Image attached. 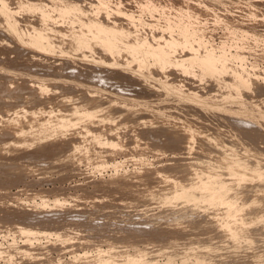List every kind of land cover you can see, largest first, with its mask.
Listing matches in <instances>:
<instances>
[{"label": "rangeland", "instance_id": "obj_1", "mask_svg": "<svg viewBox=\"0 0 264 264\" xmlns=\"http://www.w3.org/2000/svg\"><path fill=\"white\" fill-rule=\"evenodd\" d=\"M30 1L57 8L42 21L0 0V264H264V0ZM65 1L83 19L57 18ZM97 20L124 24L144 65L78 45ZM40 22L57 29L42 52ZM183 34L228 72L182 70L192 46L169 66L146 54ZM84 106L96 111L78 120Z\"/></svg>", "mask_w": 264, "mask_h": 264}, {"label": "bare ground", "instance_id": "obj_2", "mask_svg": "<svg viewBox=\"0 0 264 264\" xmlns=\"http://www.w3.org/2000/svg\"><path fill=\"white\" fill-rule=\"evenodd\" d=\"M54 1V0H53ZM64 1V0H63ZM57 2V1H56ZM59 2V1H58ZM60 2H62V1H60ZM42 3V2H41ZM41 3H39V2H31L30 0H21V2H20V8L22 9V8H26V9H29L30 11H33V10H42L41 8H43V4L41 5ZM52 4V3H51ZM53 4H54V2H53ZM55 5V4H54ZM51 6V5H50ZM49 6V7H50ZM56 8H57V3H56ZM62 7L61 8H59V11H58V9H57V14H56V17L57 18H60V19H62V18H64L65 16H67V17H71V15H73V18L74 17H77L78 19H73L75 22H76V20H81V19H83L82 17H83V15L84 14H86V10L85 9H83L81 6H80V4H78L77 2H67V1H65V3H62V5H61ZM93 6V5H92ZM59 7V6H58ZM45 8V7H44ZM43 8V9H44ZM56 8L54 7L53 8V5L51 6V8H47L46 7V9H44V10H42V12H41V14H42V21H49V18H52V15H54V12L56 11ZM54 17V16H53ZM56 18V19H57ZM41 20H39V21H41ZM51 20V19H50ZM53 20V19H52ZM55 20V19H54ZM53 20V21H54ZM41 23V22H40ZM39 23V24H40ZM44 23V22H43ZM43 23H41V24H43ZM51 23H53L52 21H51ZM74 23V22H73ZM55 24V23H54ZM88 24H90V23H88ZM118 24H119V22L117 21V20H114V21H108V22H105L104 23V21H102V20H97V21H94L93 22V24H91V26L92 27H89V30H88V32H86V33H83V35L82 36H80L81 38H79V40L77 41L78 42V45H80V46H83V47H90V45L93 43V42H97V43H99L100 45H102L103 46V50L106 52V53H108V54H111V53H114V51H116V50H121V52H124L123 51V49H125V52H127V53H130L132 56H134L133 58L135 59L136 57H137V54L136 53H139L138 52V47H139V45H137V44H134V43H129L128 41V43L126 42V41H124L125 39L124 38H127V37H125V34L127 35V33H129L130 32V30H127V27L125 28V30H127V31H129V32H127V31H125L124 30V28H122L123 26H124V24H123V26L122 27H118ZM134 24V23H133ZM44 27H42V25H40V26H38L39 28H36V31H35V34L33 35V36H30V42L31 43H33L36 47H37V49L39 48L40 50H41V52H42V50L44 51V50H46L47 49V47L49 46V45H51V43H52V39H53V36H54V34H56V25H55V27H53L52 26V24H49L48 22L47 23H44ZM122 24H120V26H121ZM126 26H128V25H126ZM134 26V25H133ZM37 27V26H36ZM125 27V26H124ZM131 27H130V25H129V29H130ZM121 29V30H120ZM133 29H134V27H133ZM185 30V29H184ZM131 31H133V30H131ZM33 32V31H32ZM55 32V33H54ZM54 33V34H53ZM132 34V33H131ZM128 35H130V34H128ZM129 37V36H128ZM178 38V37H177ZM176 38V39H177ZM175 39V37H173V38H168L167 40H165L164 42H161V43H158V44H156L155 46H153L154 48H152V49H149L148 51H147V53L146 52H143V53H146V54H149L150 56L152 55L153 56V58L155 59V60H157V62L158 61H160V62H163L164 64H166L167 63V65L171 62L170 61V59H171V57L174 55V52L176 51V49L178 48V46H183V48H186V47H188V46H192V47H194L192 50V55H190L189 54V57H186L185 59H183V60H179V61H177V66H181L182 67V70H185V71H187V70H191L194 66H198L199 68H200V70H201V72L202 73H214V72H220V71H222V70H224V71H226L225 69H227V71L226 72H228V70L230 69V66L231 65H229L228 64V66L229 67H227V63H229V62H227V61H225V62H221L220 60V58H219V55H217L216 53V55L217 56H215V54H211V52L210 53H205L206 55H204L203 57H199V55L200 54H197V50L195 51V49H200V48H198V47H195L194 45H192L193 43V41H191V38L189 37V36H186L185 34H183V36H182V38L180 39V40H176ZM127 40V39H126ZM192 40H194V39H192ZM126 42V43H125ZM196 42V41H195ZM194 42V43H195ZM141 44L140 45H144V44H147L148 43V41L145 39V40H142L141 42H140ZM195 44H197V43H195ZM199 46V45H198ZM191 47H189V49H190ZM40 51H38V53H39ZM194 52V53H193ZM199 52V51H198ZM125 54V53H124ZM145 54V55H146ZM144 55V54H143ZM125 56V55H124ZM140 56H141V54H140ZM144 57V56H143ZM146 57V56H145ZM145 57H144V59H145ZM138 58V59H137ZM135 60L137 61V62H140V63H142L143 61H144V59L143 58H139V56L137 57ZM178 60V59H177ZM223 60H225L224 58H223ZM173 62V61H172ZM227 62V63H226ZM163 63H161V65L163 64ZM143 64V63H142ZM140 65V66H143V65ZM171 64V63H170ZM169 66V65H168ZM163 67H166V65H164ZM194 70V69H193ZM232 70V69H231ZM185 71H183L182 73H184ZM223 71V72H224ZM236 72V75H234L233 73H235ZM22 73V72H21ZM21 73H19V74H21ZM25 73V72H24ZM23 73V74H24ZM221 73V72H220ZM240 73V71L238 70V72H237V69H236V71H233L232 72V74L234 75V78H235V84H234V90H236L235 91V93H237V91H240V89H241V91L240 92H238V93H242V89H246V87L247 86H249L248 84V79H247V77L246 76H243L241 73ZM23 74H22V76H23ZM27 75L29 74V73H26ZM33 74V73H32ZM45 74V73H44ZM30 75V74H29ZM97 75V74H96ZM204 75V74H203ZM25 77H26V75H24ZM32 77H34V78H38V76H36V75H31ZM24 77V79H26ZM29 78H32V77H30V76H28ZM43 78V76H40L39 78ZM44 77H46V76H44ZM29 78H27V79H29ZM34 78H33V80L32 79H30L29 81H33V82H36V83H38V82H40L39 80L40 79H37L38 80V82H37V80H34ZM41 78V79H42ZM46 79H48L47 77H46ZM50 80H51V78H49ZM48 79V80H49ZM232 79V78H231ZM250 79V78H249ZM43 81V80H42ZM46 81V80H45ZM48 82V81H47ZM251 82V81H250ZM35 83V84H36ZM228 83V82H227ZM39 84H41V86L43 85V86H46V87H48L47 86V84L48 83H39ZM228 85H229V83H228ZM227 85V86H228ZM232 85V84H231ZM40 86V87H41ZM245 87V88H244ZM41 88H45V87H41ZM232 93H234V91H232ZM244 93V92H243ZM239 95V94H238ZM140 97V96H139ZM124 99V98H123ZM143 99V98H142ZM6 107H7V105H6ZM3 109H4V107H3ZM96 111V109L94 108V107H90V106H84L81 110H80V113L82 114V115H84V116H81V117H79L78 118V120H82V121H85L86 120V118L87 117H90V116H92V114L94 113ZM67 119H69V120H72L73 118H66V117H63L62 118V122L63 121H66ZM73 120H75V119H73ZM87 128V127H86ZM86 131H88V132H90L91 130L90 129H86ZM104 135V134H103ZM119 135V134H118ZM106 136V135H105ZM94 138V140L96 141V143L98 144V143H100L98 146H97V144L96 143H92V145H94V147H95V144H96V147H98V149L100 150L102 147H100L99 148V146L102 144H109L110 146L112 145H116V138L115 137H103V136H100V135H96L95 137H93ZM118 138V137H117ZM117 140H119V139H117ZM94 141V142H95ZM119 142V141H118ZM118 142H117V145H118ZM139 143V142H138ZM143 143V142H142ZM90 145V144H89ZM101 145V146H102ZM104 145H103V147H104ZM138 145H137V142H136V145H134V147L136 148ZM165 146V145H164ZM94 147L92 146V148H93V151H95L94 150ZM95 147V148H96ZM139 147H144V146H141V144H140V146H138L137 148H139ZM115 148H116V146H115ZM134 148V149H135ZM142 148H141V150H142ZM147 148V147H146ZM97 149V148H96ZM110 149V148H109ZM130 149H132V147L130 148ZM97 153V152H96ZM260 174H262V173H260ZM213 185H216V187L214 186H212L211 184H210V182H206L205 183V185H204V188H206L207 190L208 189H212V190H210L211 191V198L213 199V202L214 203H218V202H220V200H222L223 198H224V194L222 193V190H221V185H217V184H213ZM183 186V185H182ZM181 188V187H180ZM179 188V191H176L175 192V194H177V195H181V194H183L185 191H186V189L187 188H185V187H182L181 189ZM176 190V189H175ZM174 190V191H175ZM191 192V191H190ZM174 193V192H173ZM188 193H189V191H188ZM193 195L194 196V194L191 192V193H189V196L190 195ZM189 196H188V198H189ZM191 197V196H190ZM46 201V200H45ZM29 220H30V218H29ZM236 220H237V217L236 216H233V221H235L236 222ZM232 221V222H233ZM234 223V222H233ZM29 226V225H28ZM28 226H19L20 227V229L23 231V232H26V233H34V230H36V229H34V227L32 228V227H28ZM130 257V256H129ZM147 264H152V262L151 263H147Z\"/></svg>", "mask_w": 264, "mask_h": 264}]
</instances>
